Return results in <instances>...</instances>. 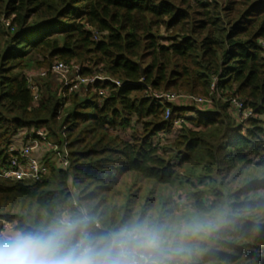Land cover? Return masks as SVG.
Returning <instances> with one entry per match:
<instances>
[{"label":"trees","instance_id":"16d2710c","mask_svg":"<svg viewBox=\"0 0 264 264\" xmlns=\"http://www.w3.org/2000/svg\"><path fill=\"white\" fill-rule=\"evenodd\" d=\"M58 61L122 86L69 94L49 78L34 104L26 74ZM152 91L213 105H162ZM235 98L254 117L239 121ZM41 128L67 146L70 167L48 154L42 181L0 179V218L39 219L75 201L115 222L187 194L204 210L249 213L196 264H264V0H0V169L14 140Z\"/></svg>","mask_w":264,"mask_h":264},{"label":"clouds","instance_id":"9594fccd","mask_svg":"<svg viewBox=\"0 0 264 264\" xmlns=\"http://www.w3.org/2000/svg\"><path fill=\"white\" fill-rule=\"evenodd\" d=\"M247 209L187 201L112 222L72 201L39 219L0 218V264H196L204 245L236 230Z\"/></svg>","mask_w":264,"mask_h":264},{"label":"built area","instance_id":"2783aa9c","mask_svg":"<svg viewBox=\"0 0 264 264\" xmlns=\"http://www.w3.org/2000/svg\"><path fill=\"white\" fill-rule=\"evenodd\" d=\"M7 26H10L7 23ZM58 79L62 85V90L69 94H85L88 88L103 82H113L118 87L122 86L120 81L111 80L102 73L94 75H84L83 67L73 66L72 63L55 62L50 69H36L26 74L29 88L32 91L34 104H39L42 99V88L44 81L48 79ZM57 80V81H58ZM215 85L213 87V90ZM109 89H100L101 97L107 96ZM151 98L162 104H173L184 107L194 105L203 109L210 108L213 105L212 97H199L174 92H149ZM232 113L239 121L245 122L254 117V112L245 107V104L239 99L230 101ZM172 109L166 108V120L171 119ZM183 124L181 119L174 121L175 130H178ZM24 136L25 144L18 145V139ZM11 159L8 165L0 169V179L9 183H37L49 175V168L45 164V157L52 154L58 167L68 169L70 167V152L67 146H60L51 141L49 132L45 128L24 132L20 134L13 142L10 148ZM44 154V155H43Z\"/></svg>","mask_w":264,"mask_h":264},{"label":"rangeland","instance_id":"374dc122","mask_svg":"<svg viewBox=\"0 0 264 264\" xmlns=\"http://www.w3.org/2000/svg\"><path fill=\"white\" fill-rule=\"evenodd\" d=\"M72 65H73V66H79V64L76 63L75 61L72 62ZM29 72H30V71H29ZM57 80H58V79H56V78L52 79V83H53V86H54L55 89H56V87H58V86L61 85V84H60V81H59V80L57 81ZM43 90L45 91L46 88L43 87ZM43 94H44V93H43ZM62 96H63V94H62ZM188 113H189V114H188L189 117H194V114H193V113H191V112H188ZM122 136H125V134H122ZM22 139H24V136L22 137ZM43 155H44V154H43ZM45 159H46V157H45ZM51 159H52V162H55V161H56L55 158H54L53 156H51ZM55 163H56V162H55ZM183 201H187V202L191 203V200H190V198L187 196V194L184 195Z\"/></svg>","mask_w":264,"mask_h":264},{"label":"crops","instance_id":"0c3cea01","mask_svg":"<svg viewBox=\"0 0 264 264\" xmlns=\"http://www.w3.org/2000/svg\"><path fill=\"white\" fill-rule=\"evenodd\" d=\"M23 133H24V132H23ZM16 142H18V145H19V146H23V145L25 144V140L22 139V136H21L20 139H18V141H16Z\"/></svg>","mask_w":264,"mask_h":264}]
</instances>
